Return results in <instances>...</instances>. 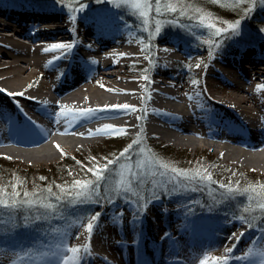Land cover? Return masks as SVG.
<instances>
[{"label":"bare ground","instance_id":"1","mask_svg":"<svg viewBox=\"0 0 264 264\" xmlns=\"http://www.w3.org/2000/svg\"><path fill=\"white\" fill-rule=\"evenodd\" d=\"M75 4L79 9L86 3ZM8 9L7 3L0 1V89L4 90L0 91V157L36 166L56 162L58 153L115 137H132L138 125L149 138L178 148L208 146L234 168L264 173V90L260 88L264 85L263 54L229 49L224 59L209 60L200 53L193 58L184 44L171 38L152 41L145 49L139 35L132 33L134 28L121 19L130 18L105 8H84L65 16L50 8L38 19L33 12L21 10L18 17H13L15 14L12 16ZM88 16L92 19L86 20ZM53 43L73 47L52 51ZM147 54L149 62L145 66ZM200 61L204 71L193 73L192 79L200 84L195 86L183 72ZM9 92H22L23 96H9ZM124 104L134 111L92 123L80 121L74 126L71 119L62 118L56 124L41 114L45 110L59 112L60 105L69 112H79ZM212 115L223 121L211 120ZM28 118L50 135L37 137L38 142L18 137L16 126ZM104 125L125 129V134H90V130L95 133ZM159 212L149 208L139 231L129 219L115 223L113 233L125 244L131 246L140 238L144 240L125 248V252L134 249L137 262L139 256L147 260L159 258L160 248L150 244L159 226ZM238 226L225 225V237L206 235L198 245L203 244L206 252L217 249L219 257L228 255L232 262L237 241L244 237L243 228ZM249 235L257 238L255 247L261 243L257 233L245 237ZM108 240L113 242L112 237ZM231 243L234 245L227 248ZM91 249L89 264H96L97 259L98 264H115L113 255L102 254L95 245ZM192 263L199 261L193 259Z\"/></svg>","mask_w":264,"mask_h":264},{"label":"snow or ice","instance_id":"2","mask_svg":"<svg viewBox=\"0 0 264 264\" xmlns=\"http://www.w3.org/2000/svg\"><path fill=\"white\" fill-rule=\"evenodd\" d=\"M105 0H97L98 4L104 3ZM213 3H220L225 7H236L245 3V0H212ZM252 5L248 11L255 8L257 0H247ZM261 6H264V0H258ZM107 3L120 4L129 6L133 11L137 12L143 18L145 23L149 22V17L153 10L157 16L164 15L165 12L177 13L187 15L188 19H195L202 29H206L209 33V38L203 40L207 44L208 55L215 58L216 51L220 50V45L212 39V37H228L236 43L242 42L241 36V22L235 20L234 22L220 21L221 24H226L227 27H220L217 25V19L211 13H207L203 8L190 6L183 3V0H107ZM86 5H81L79 9L73 8V12L83 11ZM191 12L193 15H188ZM75 20L76 16H72ZM264 32V29H260ZM161 32L160 21L157 20L155 33ZM152 32H148V36H152ZM197 40L201 37L197 36ZM72 44L53 43L50 48L52 51H62L70 49ZM150 45L146 44L145 49ZM216 50V51H214ZM167 51V49H165ZM95 63V62H93ZM203 61L195 64V68H200ZM145 81L149 77L145 75ZM191 83L195 86L199 85L198 80H192ZM264 90V85L260 86ZM0 91H4L0 89ZM9 96H23L22 92H9ZM200 95L199 92L196 93ZM44 107L47 109V102H44ZM60 111H43L41 114L53 123L59 124L61 119H71L73 126L80 121L85 123L96 122L103 118H113L122 113L134 111L129 105H115L112 109H86L79 112H69L64 106H59ZM210 111V110H209ZM146 112V109H145ZM144 117L141 116L140 119ZM83 126V124H81ZM125 129L113 128L111 125H104L98 128L97 134H125ZM50 132L43 129L35 121L30 118L25 123L16 126V134L18 137L25 139H32L34 142L37 137ZM142 140L137 137L136 140L129 144L123 151L115 158H105L104 164H99L87 168V172L92 174L93 179H86L84 181L75 180L71 188H65L57 185L59 191L53 193L52 188H47L41 192L28 193L27 191L20 193L14 191L9 195L0 193V237H7L9 241L14 240L17 233L21 230L27 231L37 222L48 223L49 218L53 220H62L68 226L63 232L58 234L57 242L54 245H49L43 252L40 253L44 257L40 264H89L92 258L91 243L88 246H76L71 243L72 239H79V234L75 237L71 234L72 221L68 219L65 214V207H73L78 211L71 215L80 222V227L84 228L91 237L92 233L98 227V221L101 213L92 211L91 205H100L103 207V201L110 204H115L118 200L123 198L126 202L135 201L137 207L133 210L136 220L133 221L137 225V230L140 229L143 214L145 209L150 206V203H156L162 200L164 196L175 198L179 196L180 191L188 185H195L192 190L196 191L201 182L215 184L213 177L207 171L190 172L182 170L176 166L165 162L157 157L150 149L140 147ZM43 179V178H41ZM103 189V194L101 193ZM219 189L223 190L221 196L227 199H233L238 194L244 195L249 193L248 199L256 201V207L251 206L243 209L244 213L255 212L258 210L261 222H264V185L260 186L259 192L254 187L239 189L224 184H219ZM179 203V201H177ZM27 208V213L23 210ZM122 220L124 211L121 209L118 213ZM242 224L247 223L249 227L252 226L256 216L253 215L251 219L247 216L241 215L238 217ZM264 231V229H262ZM167 239L174 240L169 233H165ZM261 243L255 248H249L245 256H237L236 259L248 261L249 264H264V236L260 238ZM12 246V245H10ZM228 253L232 249H227ZM173 254H179V251L173 249ZM31 255V253H29ZM229 264L228 255L222 257H208L199 261V264ZM137 264H149V261L143 256L138 257Z\"/></svg>","mask_w":264,"mask_h":264},{"label":"rangeland","instance_id":"3","mask_svg":"<svg viewBox=\"0 0 264 264\" xmlns=\"http://www.w3.org/2000/svg\"><path fill=\"white\" fill-rule=\"evenodd\" d=\"M3 1H8V0H3ZM13 1L23 2V3L27 2L30 4H34V3L35 4H40V3L46 4V0H13ZM189 1L190 0H188V2ZM105 2L107 3V0H105ZM83 3H93V2L86 0L85 2H81V4ZM95 3H97V1L95 2L94 0V5H101V4H95ZM116 3H119V0H116ZM107 4H110V3H107ZM85 5H86L85 8H91L92 6L91 4H85ZM110 5H111V8H107L108 11L112 13H115V12L123 13L125 17L130 18V21L126 20L125 18H121V19L129 23L134 28V31L132 33L139 35V38L143 41L144 47L146 44L151 45L152 41L157 42L159 40L160 41L166 40L167 38H171L173 36H178V37H181V39L183 38L182 40L185 41L183 42V44L185 48L187 49L186 51L190 52L193 58H195L196 55L199 56V53H200V55H202L203 58L205 56L209 60L211 59V57H209L208 55L209 46L201 42L206 39H202L201 41L200 40L198 41V40H192L188 38V36L193 38L192 32L186 26L187 23H182L183 21L190 20L188 19L187 15L179 14L178 19L176 20H164L161 18L159 19V16H157L156 14L152 12L149 17V22L145 23L143 18L140 17L139 14L133 11L129 6L123 5V4H120V6H116L115 3L110 4ZM76 7L77 5L75 4L74 6L70 7L71 8L70 10L62 8V7H56V8L60 12V14H63L65 16L64 12L71 11L73 8H76ZM188 15H193V14L189 12ZM262 15L264 17V9L262 10ZM157 20L160 21V27H161V32L159 34L155 33V27H156ZM192 20H195V19H192ZM240 22H241V36L245 41H247L252 38L250 27H248L249 24L247 21H244V20L243 21L240 20ZM149 31L153 33L151 37L148 36ZM219 39H221L218 42V44L221 46L220 50H225L226 48H230L229 45H231L232 43H236L231 38H228V37H221ZM245 44L246 43H244V46ZM220 50L219 51L214 50L216 51L214 59L216 60L224 59V57L220 58L218 56V54H220L219 52H221ZM148 55L149 54H147V56L144 57V60H143L145 66L149 62ZM189 70L190 71H186L185 73L183 72V74L185 77L191 78V80H193L192 77L195 76L193 75V73H196L197 70L204 71V66L201 65L200 68H195V65L191 66L190 64ZM134 132H135V135L132 137L130 136L129 137L124 136V138L115 137L113 139L100 141L91 146L81 147L79 150H74L72 152L65 151L64 153H58V160L56 162L41 164L38 166L33 165L28 162H24V161L19 162L18 160H13L7 157H0V193L6 196V195L13 193L14 191L21 190L20 189L21 187L28 188L27 190H29V189H33L37 187L41 188L42 184H46V187L47 185L54 187L53 190L56 193L59 191L57 185L63 186L65 188H71L73 182L75 180H79V176L77 172H75V170H79L78 168H82V171L85 176L84 180L93 179L92 174L87 172L88 167L97 165V163L104 164L105 158L115 159L123 151V149L126 148L129 144H132V142L136 140L137 137H140L142 140L140 147L150 149L151 152L154 153L161 160L165 162H169L170 164L182 170L183 168L181 167L182 165L179 162L180 160L177 161V159L179 158H177L178 156H176L175 153H178L184 157L189 156L190 158L188 160L189 161L188 166L196 167L194 171H197V170L207 171V168H204V166L201 165L202 159H200L199 162L197 161L198 157L200 156L201 158H203V156H205L206 154L213 155L215 159L219 160V163L217 164V167L215 169L218 172L217 177L218 179H220L219 184L226 185V181L232 178V180H234L233 185L237 186V183L235 180L240 177L239 176L240 174H244L245 177L246 176L248 177V174L249 175L255 174L259 178L264 179V173H261L259 170L234 168V166H232L231 164L226 163L225 158L222 156V154H218L217 152L213 151L212 148L208 146L200 147L198 149L191 148V147L178 148L177 146L175 147L171 144L168 145L156 138L152 139V138L147 137L146 133L141 131L140 126L138 125L135 126ZM69 157H71V161L67 162L66 159H68ZM66 164L70 166V169L69 167H65ZM210 164H212V162ZM210 166L211 165H209V167ZM202 167L204 169H202ZM66 168L68 169L67 173L64 172ZM70 176L73 177L75 180L74 181L70 180L69 178ZM247 177L245 180H243V183L245 184L243 183H242L243 185L240 184L241 189L250 188L255 185V184L253 185L250 184L251 179ZM261 185H264V182ZM260 186L258 188L254 187L257 189V192H259ZM185 189L186 187L183 188V190ZM34 191L35 190H33L31 193H33ZM39 192H41L40 189L38 193ZM101 193H103V189H101ZM220 199L221 200L219 202H223L222 200L226 201L227 198H224L221 196ZM162 200L156 203H150V206L145 209V212L148 211L149 208L155 207L157 210L160 211L158 214V218L160 220L159 221L160 227L163 228V226L170 223V226L167 229V231L179 233L174 237V240L166 239L167 241H170L171 249H172L171 251H173V249L178 250L182 244L181 240L177 239V236H179L180 233H182V231L184 232V229H182L183 222L181 221L183 218L188 217L186 220L191 221L187 224L188 225L187 229L189 228L190 230H192V228L199 227L200 225L202 227L210 226L212 228H218V229L221 228L220 224L219 225L218 223L213 224L210 222L208 218H205L206 220H201L200 222L195 223L197 221L193 216L191 217V212L187 211L188 207L186 205L184 206L182 202L178 203L177 200L174 198H169L167 196L165 199L162 198ZM123 202L126 203L125 206L127 208H125V210H124V207L119 208L117 202L115 204L109 203V205L108 203L105 204L102 202L103 207H101L100 205L90 206V209L92 211L94 212L98 211L101 213L98 222H100V220H103V222L101 221L103 224L96 227L91 237H89V234L86 232L84 228H81L79 226L80 222L75 218V216L71 215L72 213H75L78 210L71 206L65 207L64 209L65 214L68 216V219L72 221V228L70 230L72 236L75 237L77 234H79V239H72L71 243L77 246L78 243L80 244V243H84L87 241V243L89 244V241H90L91 245H95L102 254L113 255L115 264H125L126 262L124 260L123 254L125 253V248H127L128 246H125L122 243H120L121 242L120 238L119 236L114 235L115 233H113L114 232L113 229H114L115 223H117L118 221H123L126 219H129L130 221H132L133 216H134L133 210L137 207V205L133 201L126 202L125 200H123ZM121 209H123L125 214H127L123 216L122 220L120 219L119 216L115 215V213H119ZM104 217L106 218L108 217V220L107 221L104 220ZM172 220L176 221V223H173L174 225L171 224ZM237 222L239 223L238 224L239 228L246 225V223L242 224L240 220H237ZM235 223L236 222H234L233 220L230 221V219H228L226 222L227 225H232ZM57 225H58L57 226L58 229L54 232L52 231L49 234V237L46 239V243L40 242L39 244H36L38 243V240H37V237H35L36 235L34 234V232L31 231V229L27 231L22 230L24 231L25 234H21L20 236L16 235L15 239L11 241H9L7 237H0V262L11 263V264H40V261L44 259V257L41 256L40 253L43 252L46 248H48L49 245H54L57 242L58 234L60 232H63L64 229L67 228L68 226L62 220H59ZM154 231H156L155 232L156 234L152 237L151 240L157 241L156 236L161 235L162 231H160L159 229L157 230L155 229ZM225 232L226 230L223 229L221 234H225ZM109 237L113 238V242H110L108 240ZM163 241H164V245L161 242L159 244L161 255L163 254V252L165 254V245L167 242L165 240ZM29 253H31V255H29ZM99 261L100 259H97L95 261L96 264H98Z\"/></svg>","mask_w":264,"mask_h":264},{"label":"trees","instance_id":"4","mask_svg":"<svg viewBox=\"0 0 264 264\" xmlns=\"http://www.w3.org/2000/svg\"><path fill=\"white\" fill-rule=\"evenodd\" d=\"M54 1L66 7H71V6H74L75 3L85 2L86 0H54ZM89 1L93 2L94 4V0H89ZM96 1L97 0H95V2ZM105 3L106 2L101 3V4H105ZM183 3H187L190 6L203 8L205 12L211 13L213 17L218 18L216 22H217V25L220 27L227 26L226 24H221L220 21H228V22H234L235 20L247 21L249 24L248 27H250V30H251L250 32L252 35V39L255 40L257 43L264 44V32L260 31V29H264V19H263L264 17L262 15V10L264 9V6H261L258 0H257V4L255 8L251 11H248V9L252 8V5L248 3L247 0H245V3L240 4L236 7H225L220 3H213L212 0H190L189 2L188 0H183ZM95 4H98V3H95ZM153 13L155 14L154 10H153ZM179 14H180L179 12L177 13L165 12L164 15L159 16V19L161 18L164 20H176L178 19ZM182 23H187L186 26L192 32L193 38L189 36L188 38L192 40H197L196 37L199 35L201 37L200 41L202 39L207 40L209 38L208 31L206 29H202L198 25L196 20L183 21ZM219 38L221 37H212V39L215 40L217 43L221 40ZM175 154L176 156H178L177 158L179 159H177V161L180 160L179 162L181 163L182 165L181 167L183 168V170L195 172L194 170L196 169V167L188 166V162H189L188 160L190 158L189 156L184 157L178 153H175ZM200 159H202L201 165L204 166V168H207V172L211 174V176L213 177V180L216 183L209 184L206 181L201 182L196 191L192 190L193 187H196L195 185H188L186 189L183 191H180L179 196L175 197L174 199H176L179 202H183L182 204L188 205L189 210L192 213L197 214V215H201L204 212H208L209 215L214 218H221L224 214H228L234 217H239L241 215H244V216H247L249 219H251V217L255 215L256 220L253 221L252 225L253 226L254 225L264 226V222H261V217H260L258 210L255 212H250V213L243 212V209L246 207L251 206L253 209H255L256 207V201L255 200L250 201L248 199L249 193H245L244 195L238 194L233 199H226V201L222 200L223 202H219L221 200L220 199L221 193L223 192V190L219 189L218 185H219L220 179H218L217 177L218 172L217 170H215L217 167V164L219 163V160L215 159V157H213V155L211 154H206L205 156H203V158L199 156L197 161L199 162ZM66 161L67 162L71 161V157L66 159ZM211 162L212 164H210ZM209 165L211 166L209 167ZM65 167H69L70 169V166H68V164H66ZM204 168L202 167V169ZM78 169L79 170H75V172H77L79 176V180H82V179L84 180L85 176L82 171V168H78ZM67 171L68 169L66 168L64 172L67 173ZM239 176L240 177L235 180L237 183V186L233 185L234 180H232V178L226 181V186H231L233 188L241 189L240 184L243 183V180H245L247 176L245 177L244 174H240ZM69 178L70 180H73V181L75 180L71 176ZM247 178L251 179L250 184L252 185L255 184L253 187H257V188L264 182V179L259 178L255 174H251V175L248 174ZM49 187L52 189L54 188L50 185L49 186L47 185L46 187V184H42L41 188L37 187V188L27 190L28 188L21 187L20 188L21 190L19 189L18 190L20 191V193H23L25 191H27L28 193H31L33 190H35L34 192H38L39 189L40 191H42L44 190V188L47 189ZM53 193H56V192L53 190ZM166 197L167 196H164L163 199H165ZM123 200L124 199L121 198L120 200L117 201V203L123 204L124 203ZM103 202L108 203L106 200ZM23 211L27 213L28 210L27 208H25ZM56 222H57L56 220H53L50 218L48 220V223L46 224L37 221L32 226L31 230L36 235L35 237H37L39 241H42L46 238L45 235H48V232L51 231V229H53V226ZM19 234H21V231L19 232Z\"/></svg>","mask_w":264,"mask_h":264}]
</instances>
